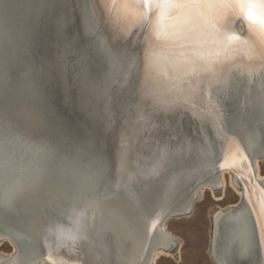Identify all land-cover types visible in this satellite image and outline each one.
<instances>
[{
    "label": "bare ground",
    "instance_id": "6f19581e",
    "mask_svg": "<svg viewBox=\"0 0 264 264\" xmlns=\"http://www.w3.org/2000/svg\"><path fill=\"white\" fill-rule=\"evenodd\" d=\"M14 1V8L8 12L11 22L8 15L2 24L4 27H0L7 31L0 36V45L10 36L9 31L14 35L8 55L11 54V68L13 65L16 68L7 74L0 65V121L7 123V129L14 133L5 139L0 136V169H6L0 170L3 190L0 211L5 208L8 214L5 226H0V245L8 243L11 247L10 251H0V264H54L49 259L50 251L70 264H156L160 256L169 254L178 239L184 242L170 229L169 219L195 210L206 188L211 191L221 188L222 194L217 197L221 200L229 184L239 198L214 212L209 255L216 264H264V256L259 253V216L249 200L244 180L227 166L226 139L210 123H198L184 113L153 115L150 105L137 98V89L144 83L145 74L142 52L139 48L129 51L126 42L114 39L117 34L102 13L98 0ZM232 27L241 35L257 28L242 15L234 20ZM48 38L53 49L56 47L53 63L49 65L43 54ZM35 63L39 80L48 81V91L54 88L55 95L60 93V99L65 100L71 88L75 104L71 100L69 103V96L65 105L69 111L83 115L89 110V114H97V129L110 133L120 150L122 136L131 140L128 173L132 179H125L117 162H107L101 156L98 159L88 151L80 155L60 152L55 145L60 135L53 136L50 132L59 129L58 134L59 131L77 134L80 129L70 122L61 123L68 115L59 113L55 95L52 104L48 101V107L41 100L33 103L32 83L16 81L20 67ZM226 78L227 132L235 137L247 157L241 160L245 173L248 161L252 162L257 185L254 198L264 210V196L260 191L264 189V63L237 60L229 66ZM50 81L54 82L52 87ZM148 86L160 99L190 96L197 103L203 102L198 82L175 71L171 64L162 65ZM145 111L152 120L151 126L139 123ZM27 125L29 134L39 135L48 145L26 135ZM15 140L19 142L13 144ZM6 141L13 144L9 150L4 146ZM30 153L35 158L28 161ZM42 157L43 163L32 164ZM49 161L61 171L52 175L43 172L39 176V171L30 170L14 187L10 186L11 182L2 183L19 163L48 166ZM94 167L100 170L99 175L115 177L113 182L99 185L90 181ZM64 168H70L71 172ZM153 169L154 175L150 174ZM37 180L48 187L71 185L70 192L64 196L67 209L60 208L66 216L59 219L48 213L52 211L48 209L49 203L63 196H48L47 202H36L35 197L41 192L35 185ZM121 182L128 188L122 189ZM73 184H82L79 194L75 193ZM32 188L36 190L28 192ZM47 192L46 189L43 194ZM75 213L80 217L81 238L73 249H57V227H71L77 217ZM144 216L148 223L142 221ZM156 219L159 222L153 227Z\"/></svg>",
    "mask_w": 264,
    "mask_h": 264
},
{
    "label": "snow or ice",
    "instance_id": "6c2138e0",
    "mask_svg": "<svg viewBox=\"0 0 264 264\" xmlns=\"http://www.w3.org/2000/svg\"><path fill=\"white\" fill-rule=\"evenodd\" d=\"M99 7L117 34L114 39L126 42L129 51L140 49L144 61V83L137 89V98L147 102L153 115H189L198 123H210L215 132L228 143L225 155L227 166L237 171L245 181L249 200L259 216L260 249L264 256V210L257 206L254 198L257 187L252 172V162L248 161V171L241 167L246 160L243 149L235 137L227 132L229 66L237 60L249 64L264 63V0H98ZM10 5L3 2L7 16ZM243 16L256 29L241 35L232 24ZM135 41V43H133ZM142 41V43H141ZM185 73L198 82L202 103L190 96H177L172 100L160 99L148 86V81L164 64ZM139 123L151 126L147 112L140 116ZM131 140L121 137L119 166L125 179H132L128 173ZM150 174H155V169ZM141 175H143L141 173ZM120 187L128 185L121 182ZM264 196V189L260 190ZM159 220L153 222L156 226ZM80 217L77 216L71 227L59 225L56 233L57 249L76 246L80 234ZM54 264L70 262L49 252Z\"/></svg>",
    "mask_w": 264,
    "mask_h": 264
},
{
    "label": "rangeland",
    "instance_id": "374dc122",
    "mask_svg": "<svg viewBox=\"0 0 264 264\" xmlns=\"http://www.w3.org/2000/svg\"><path fill=\"white\" fill-rule=\"evenodd\" d=\"M8 33L10 36H8V38L5 37L6 39H4L5 40L4 43L0 45V47H1L0 48V58H1L0 65H1L2 69L4 71H6L7 74L12 71L10 69H14V70L16 69V68H14L15 67L14 65L11 68V61H10L11 54L8 55L9 48H11L10 44L12 43V39H13L14 35L12 37L11 36L12 32L9 31ZM47 40H48V43H46L45 47L43 48V54H44V57L46 58V62L49 65L50 63H53L51 61H52V57H53V52L56 53V51H54L56 49V47H55V49H53L54 47H52L50 39L48 38ZM54 46H56V45H54ZM55 57H56V55H55ZM2 63H3V66H2ZM36 64L37 63H35V65ZM35 65L26 66L25 68L20 67L19 68L20 70H18V72L15 75L16 76L15 79L18 83L23 82L24 80H28L32 83L31 84L32 85L31 86V101H33V103L34 102L37 103V102H39V100H41V102L44 104V106H46V101L48 100L49 103L52 104L53 97L57 93H54V88H53L52 91H47V97H46L47 99H44L45 92L43 93V86H40V85H41V83L47 84L48 81H47V79L44 80L43 82H41L39 80V77L36 74L37 73L36 68H37L38 64L36 66ZM8 70H9V72H8ZM49 83L51 84V87H52L54 82L50 81ZM69 93L70 94H68V97L65 100L60 99V96H59L60 93H58V96L55 95L56 104L59 105L58 106L59 113L66 114L65 112H67V115H68V116H64L65 119H63L61 123L65 124L67 122L68 123L70 122L69 124H75L77 126V128L80 129V133L68 134L69 132L67 133L64 131H59L60 134H58V132H56V131H58L59 129L56 128L58 130H56L55 132H50V133H52L53 136H54V134L60 135V136H57V138L58 139L60 138V139L57 140V142H55V145L57 146V148H60L61 153L73 154V155H80V153L88 151L90 154H92V156H94L98 159L101 156V158L103 160L105 158L106 159L105 161H107V162L112 161V163L117 162L119 164V158H120L121 150L119 147H117V145L115 146V144L113 142L114 139H113V137H111L112 135L110 133H107V132H104V131L97 129L98 123H99V119H98L97 114H95V113L89 114V110L88 111L86 110L83 113V115H81V114L79 115V114H75V113L69 111V109L66 108L65 105H66L67 100L69 99V96H70L69 103L71 100V102H72L71 104L72 105L75 104V99H74V96L72 95L71 88L69 89ZM44 100H45V102H44ZM46 107H48V105ZM64 109H65V111H63ZM93 117H95V118H93ZM83 119L85 121H83ZM89 119L91 120V122ZM94 119L96 121H92ZM101 120L102 119H100V121ZM89 126H91V127H89ZM44 127H46V126H44ZM26 128H25L27 130L26 135L28 134V136H32L33 139H38V140L40 139L39 141L47 144L44 139H41L39 137V135H37L35 133H33L34 135L29 134L28 131L30 129H29L28 125ZM44 129L46 130L48 128H44ZM51 130L52 129H50V131ZM73 135H75V136L73 137ZM61 136H63V137H61ZM62 138H65L66 140L62 139ZM83 139L85 140V142L83 141ZM93 141H95V142H93ZM61 142H63V143L61 144ZM67 144H69V145H67ZM88 144L92 145V146H89ZM65 145H67V146L65 147ZM90 147H91V149H89ZM95 150L97 151V153ZM98 153H99V155H98ZM102 155H103V157H102ZM27 163H31V162H27ZM32 164H37V162L32 163ZM47 164H49V165L48 166H42V165L28 166L26 164L23 165V163H19L18 165H16L15 168H13L12 173L10 174L9 178L6 180H3L2 183L8 181V182L12 183V184H10V186L12 185V187H14V186L18 185V184H16L18 179H20V177H22L27 172L39 171L42 173L44 172L47 175H52L53 173L57 172L58 170L61 171V168H58L56 166L52 167L50 161L47 162ZM53 164H56V162H53ZM66 167H67V165H66ZM94 168H95V169H93L94 174H92L93 176H91V178H89L90 181L95 182L96 184H99V185H105L108 182H113L112 178H115V177L106 176V174L99 175L98 173H100V170L97 171L98 168L97 167H94ZM64 169L71 172L70 168H64ZM5 170L6 169L4 168L3 170H1V172L2 171L4 172ZM81 177H87V176H81ZM79 185H82V184H77L75 186L73 184V186L75 187V193L76 194H79ZM58 186L59 187H53V186L48 187L47 185L44 186L43 184H40L39 188L41 189V192H40V195L35 197V199H36V202L38 204H40V201H41V203H43L44 200L47 202L49 200V199H47L48 196H51V197L52 196L56 197L58 195L63 196V197H61L63 199H60L59 201H56L53 204L49 203V207H48V209L52 208V211L48 212V213H50V215H55L56 217L61 219L67 215L65 212L61 211L60 208L64 207L65 209H67L65 207L66 201H64V196H65V193L68 194L70 192V190H68V189L71 185L68 183H64V184H61ZM46 189L48 190L47 195L43 194V191H46ZM2 191L3 190L1 188L0 192H2ZM221 194H222L221 188L215 189L214 191H211L210 188H206L205 189V195L200 200H198L196 202L195 210H193V211L191 210L186 215L178 216V217H171L169 219L168 225H169L170 229L172 231H174L179 237L183 238L184 242L181 243V242H179V239H178L176 242V246H173L169 250V252H168L169 254H163L162 256H160V258H158L156 264H216L214 262V260H212V258L209 255L211 226H212V220L214 219V212L218 210L219 206H226L229 203H233V202L237 201V199L239 198L238 194L230 186V184L226 188L225 195L222 196L224 199L222 198L221 200H217V197ZM75 214H76V216L78 215V213H75ZM7 216H8V214L6 212V209L5 208H3V210L1 209V211H0V226H5V222L7 221V218H6ZM10 216L11 215H9V219L11 218ZM144 219H145V216L142 218V221ZM144 222L148 223L147 220H144ZM79 233H80V231H79ZM143 235H145L144 230H143ZM10 250H11V247L8 243L0 245V251H10Z\"/></svg>",
    "mask_w": 264,
    "mask_h": 264
},
{
    "label": "water",
    "instance_id": "95a60500",
    "mask_svg": "<svg viewBox=\"0 0 264 264\" xmlns=\"http://www.w3.org/2000/svg\"><path fill=\"white\" fill-rule=\"evenodd\" d=\"M3 2H4V0H0V27L2 26V27H4L2 24L4 23V19H7V16H8V20H10V18H12V17H10L11 15H10V13H7V16H5V14H4V9H3ZM7 2H8V4L10 5V7H9V9H8V12H11L10 11V9H13L14 7L13 6H15L14 5V3H15V1L14 0H7ZM62 2H63V0H62ZM10 22H11V20H10ZM48 23V22H47ZM5 24V23H4ZM5 29L6 28H3V29H0V36H4L5 35V33L7 32V31H5ZM1 39V38H0ZM40 86H43V90H44V92H45V90H46V92L48 91L47 89H49L48 88V82H47V84L46 83H41V85ZM45 92V97H44V99H47L46 97H47V93ZM48 101V100H47ZM46 101V106L49 104L48 102ZM44 102H45V100H44ZM45 109V108H44ZM47 109V108H46ZM45 111H47V110H45ZM44 111V112H45ZM7 128H9V125L7 124V123H3L2 121H0V136H1V138L2 139H5L6 137H9V136H14L13 134V132H11L12 130H9V129H7ZM11 132V133H10ZM16 136V135H15ZM21 141H22V136L19 138ZM28 140H26L25 142H27ZM17 142H19V140H15L14 142H13V144H16ZM24 142V141H23ZM24 142V143H25ZM28 143V142H27ZM12 143H8L7 141L5 142V145L4 146H6V149L7 150H9V147H11L12 145H13ZM15 146V145H14ZM30 155V159H27L28 161L30 160L31 161V159L33 158H35V155H32L31 153L29 154ZM27 156H28V154H27ZM34 162H38V163H43V161H45V160H43V157L42 158H38L37 160H33ZM43 173L42 172H39V176L40 175H42ZM239 177L241 178V176L239 175ZM245 182V181H244ZM37 187H39L40 186V182H39V180H37V182H36V184H35ZM34 190H36V189H34ZM33 190V188H32V190H29L28 192H33L34 191ZM177 213H179L178 211L177 212H173L172 214H173V216L175 215V214H177Z\"/></svg>",
    "mask_w": 264,
    "mask_h": 264
}]
</instances>
